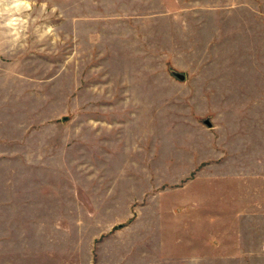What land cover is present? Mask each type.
Returning <instances> with one entry per match:
<instances>
[{
    "label": "rangeland",
    "instance_id": "1",
    "mask_svg": "<svg viewBox=\"0 0 264 264\" xmlns=\"http://www.w3.org/2000/svg\"><path fill=\"white\" fill-rule=\"evenodd\" d=\"M0 264H264V0H0Z\"/></svg>",
    "mask_w": 264,
    "mask_h": 264
},
{
    "label": "water",
    "instance_id": "2",
    "mask_svg": "<svg viewBox=\"0 0 264 264\" xmlns=\"http://www.w3.org/2000/svg\"><path fill=\"white\" fill-rule=\"evenodd\" d=\"M176 77H177L178 79H180V80L183 79V77H182L181 75H178V74H176ZM205 125H207L208 127H210V123H209L208 121H205Z\"/></svg>",
    "mask_w": 264,
    "mask_h": 264
},
{
    "label": "crops",
    "instance_id": "3",
    "mask_svg": "<svg viewBox=\"0 0 264 264\" xmlns=\"http://www.w3.org/2000/svg\"><path fill=\"white\" fill-rule=\"evenodd\" d=\"M196 1V0H195ZM196 7L194 8V10H196L197 9V2H195V4H194Z\"/></svg>",
    "mask_w": 264,
    "mask_h": 264
}]
</instances>
